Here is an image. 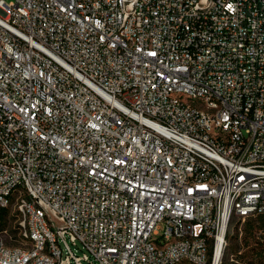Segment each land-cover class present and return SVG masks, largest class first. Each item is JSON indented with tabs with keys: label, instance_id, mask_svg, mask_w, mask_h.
<instances>
[{
	"label": "built area",
	"instance_id": "1",
	"mask_svg": "<svg viewBox=\"0 0 264 264\" xmlns=\"http://www.w3.org/2000/svg\"><path fill=\"white\" fill-rule=\"evenodd\" d=\"M0 206V264H223L264 225V0H0Z\"/></svg>",
	"mask_w": 264,
	"mask_h": 264
},
{
	"label": "rangeland",
	"instance_id": "2",
	"mask_svg": "<svg viewBox=\"0 0 264 264\" xmlns=\"http://www.w3.org/2000/svg\"><path fill=\"white\" fill-rule=\"evenodd\" d=\"M9 209L7 232L0 231V238L16 243L12 240L18 234V216L13 208ZM227 243L223 264H264V225L259 218H235ZM71 245L74 249H82L80 244Z\"/></svg>",
	"mask_w": 264,
	"mask_h": 264
},
{
	"label": "trees",
	"instance_id": "3",
	"mask_svg": "<svg viewBox=\"0 0 264 264\" xmlns=\"http://www.w3.org/2000/svg\"><path fill=\"white\" fill-rule=\"evenodd\" d=\"M9 213H10V209L9 208H7V207H1L0 206V231H3V230H6L7 229V225H8V221H9V219H8ZM235 218L236 217H234V219ZM233 220H232V222L230 224L227 237L229 236L230 230L232 228ZM259 220H261V223L263 224V218L262 217H259Z\"/></svg>",
	"mask_w": 264,
	"mask_h": 264
}]
</instances>
